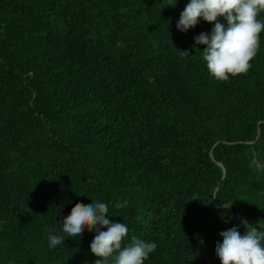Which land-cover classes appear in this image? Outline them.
I'll return each instance as SVG.
<instances>
[{
  "label": "trees",
  "instance_id": "trees-1",
  "mask_svg": "<svg viewBox=\"0 0 264 264\" xmlns=\"http://www.w3.org/2000/svg\"><path fill=\"white\" fill-rule=\"evenodd\" d=\"M189 2L0 0V264H95L96 232L59 223L92 200L122 247L157 245L144 264H221V232L264 230V32L217 81Z\"/></svg>",
  "mask_w": 264,
  "mask_h": 264
},
{
  "label": "clouds",
  "instance_id": "clouds-1",
  "mask_svg": "<svg viewBox=\"0 0 264 264\" xmlns=\"http://www.w3.org/2000/svg\"><path fill=\"white\" fill-rule=\"evenodd\" d=\"M178 2L170 0L169 7H175ZM261 13H264V0H190L176 27L187 32L201 19L214 24L210 34L201 33L194 39L196 44L205 46L202 55L210 75L227 82L230 76L247 74L252 66L264 32V20L258 18ZM220 18L226 23L219 22ZM181 54L189 56L187 51ZM107 214V204L98 200H92L90 205L77 203L59 222L60 228L67 237H78L77 241L85 229L96 232L90 245L92 254L98 257L95 264H108L110 257L114 264H144L157 245L133 236L131 243L122 247L128 228L124 223L111 222ZM242 223L246 229L244 235L237 228L220 233L223 242L217 243L216 255L221 264H264V230L257 231L247 221ZM103 228L107 231H102ZM48 241L49 247L55 248L64 243L65 236L49 234Z\"/></svg>",
  "mask_w": 264,
  "mask_h": 264
},
{
  "label": "water",
  "instance_id": "water-1",
  "mask_svg": "<svg viewBox=\"0 0 264 264\" xmlns=\"http://www.w3.org/2000/svg\"><path fill=\"white\" fill-rule=\"evenodd\" d=\"M210 155V154H209Z\"/></svg>",
  "mask_w": 264,
  "mask_h": 264
}]
</instances>
